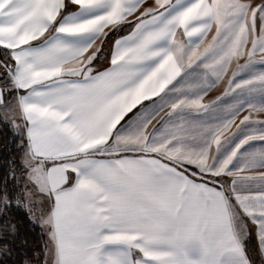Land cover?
<instances>
[{"label":"snow or ice","instance_id":"1","mask_svg":"<svg viewBox=\"0 0 264 264\" xmlns=\"http://www.w3.org/2000/svg\"><path fill=\"white\" fill-rule=\"evenodd\" d=\"M147 4L0 0V255L15 207L41 264H264V0Z\"/></svg>","mask_w":264,"mask_h":264},{"label":"trees","instance_id":"2","mask_svg":"<svg viewBox=\"0 0 264 264\" xmlns=\"http://www.w3.org/2000/svg\"><path fill=\"white\" fill-rule=\"evenodd\" d=\"M3 151L0 154V175L7 168L6 161L11 158L12 132L11 129L2 133ZM18 159V154H17ZM11 215L4 219L10 220L17 225L19 234L12 239L10 255H0V264H27L36 261L38 257L44 258V245L47 240L46 235L42 233L37 224L30 222L22 208H12Z\"/></svg>","mask_w":264,"mask_h":264},{"label":"crops","instance_id":"3","mask_svg":"<svg viewBox=\"0 0 264 264\" xmlns=\"http://www.w3.org/2000/svg\"><path fill=\"white\" fill-rule=\"evenodd\" d=\"M151 4V0H149V4L145 5V6H150ZM128 29L125 28L124 31L120 32L117 34V36L120 35H126L127 34ZM117 37H113L112 39L114 40ZM210 39V36H209ZM99 44V41L97 42ZM207 43V41H206ZM111 47V41L108 43V45L106 46V49H110ZM109 61H110V57H105L102 58L100 62L95 64V67L97 70L99 71H103L105 68H107L109 66ZM242 62V61H241ZM235 67V65H233V68ZM259 67V66H258ZM228 75H231V70L229 71ZM228 77L225 76L224 80L221 81L220 83L216 84V86L214 88H212L208 94L204 97V102H210V101H214L216 100L217 97L221 96L225 90V88H227V81ZM225 99H229L228 97H226ZM248 114V110L246 109L244 112H242L240 114V116L237 118V123H239V120L243 118L244 115ZM252 118L253 119H261L264 120V112H259V113H253L252 114ZM232 131H235V128L233 127ZM259 146V145H258ZM256 238H255V232H253L252 236L250 237L249 241H248V245L250 249L255 248L256 246Z\"/></svg>","mask_w":264,"mask_h":264},{"label":"rangeland","instance_id":"4","mask_svg":"<svg viewBox=\"0 0 264 264\" xmlns=\"http://www.w3.org/2000/svg\"><path fill=\"white\" fill-rule=\"evenodd\" d=\"M8 129H10V128L8 127ZM1 131H2V130H0V154H1L2 151H3V137H2V132H1ZM42 259H43V258L38 257V258L36 259V261L28 262L27 264H41Z\"/></svg>","mask_w":264,"mask_h":264},{"label":"flooded vegetation","instance_id":"5","mask_svg":"<svg viewBox=\"0 0 264 264\" xmlns=\"http://www.w3.org/2000/svg\"><path fill=\"white\" fill-rule=\"evenodd\" d=\"M0 130H2L1 132L3 133V131L8 130V127L0 124Z\"/></svg>","mask_w":264,"mask_h":264}]
</instances>
